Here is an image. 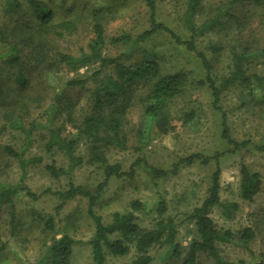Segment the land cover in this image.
<instances>
[{
  "label": "rangeland",
  "instance_id": "rangeland-1",
  "mask_svg": "<svg viewBox=\"0 0 264 264\" xmlns=\"http://www.w3.org/2000/svg\"><path fill=\"white\" fill-rule=\"evenodd\" d=\"M4 1L0 0V30L9 33L6 29L12 27L16 19L27 25L34 24L35 18L27 0H21L22 10L16 16L3 11ZM40 1L45 2L53 12L55 20H74V30L64 33L56 41L49 42L59 50L75 56L90 51L89 45L94 34L89 12L99 6L105 35L103 54L121 55L122 61L127 64L139 60L140 53L135 45L113 39L121 35L134 39L148 28V9L143 0ZM186 2L187 0H155L156 18L183 37L189 36L182 17ZM215 17H219L220 24L197 35L195 42L210 60L211 73L216 81L219 82L229 74L234 54L243 51L248 54L244 60L245 75L250 78L255 74L263 76L264 3L232 4L230 0H201L195 23L199 25ZM4 38L6 42L10 39L8 35ZM4 38H0V52L7 46ZM138 44L156 52L162 73L182 70L187 73V80L183 92L169 102L171 127L164 134L158 132L155 126L147 127L144 124L141 107L137 101H133L127 109L123 129L127 137L126 148L100 145L109 162L118 163L122 170H128L136 156L141 155L149 164L170 168L172 163L191 153L212 155L224 151L218 162L219 199L221 202L235 203L237 207L228 217L222 214L219 205H214L209 210L208 214L216 227L230 229L234 235L230 241L218 242L217 248L229 264H264V257L261 260L258 257L264 252V150L255 147L264 145V104H259L254 93L251 94L248 88L237 83L222 92L221 111L225 113L230 136L236 141L249 142L246 147L233 149L220 135L221 111L212 106L210 91L202 82L205 71L196 54L176 43L165 33L153 34ZM217 45L222 49L213 51L211 47ZM1 60L0 89L7 96L12 90L14 93L20 91L21 97H17V100L27 102L28 107L21 108L18 103L20 111L17 104L0 105V190L10 186H27L36 193L46 189L50 191L43 193L36 200L16 203L17 225L13 235L9 234L11 227L8 208L2 207L0 235H3L7 242H0V264H50L46 256L47 247L62 235L73 239L70 264H93L89 241L94 233V223L87 214V199L76 196L62 200L52 192L65 190L70 182L92 191L104 178L102 167L89 160V143L86 138L80 137L77 128L68 122L59 121L57 123L62 124L63 136H78L74 153L82 156L83 161L67 174L51 175L45 166L54 164L56 167L67 168V157L59 149H45V128L36 127L29 133V137H26L19 124L27 128L31 122L44 120L42 110L49 99L30 101L28 95L50 97L53 92L51 85L60 86L70 78L89 77L98 64L90 63L77 69L60 66L49 76L29 69L26 65L28 82L22 87L13 80V70ZM94 85L95 81L89 78L85 87H69L64 90V94L76 99L79 104H85ZM140 92H144V88ZM4 145L21 151L24 159H38L21 167L15 158L3 151ZM241 165L259 174L260 189L251 200L240 197ZM214 168V161L204 164L195 160L190 164L180 165L175 173L157 178L143 166H136L132 177L109 178L93 209L105 224L111 221L113 212L132 211L135 222L147 230L154 228L155 222L160 219L176 217L181 220L185 213L199 206L207 196ZM159 196L165 201L163 214L130 208L131 201L135 199L152 202ZM247 226L253 229L255 236L243 246L238 242L237 235ZM108 237L113 239L118 237V234ZM196 237L194 222L182 221L175 234V241L180 245L179 255L172 254L167 244L157 243L148 249L152 263L181 264L189 242ZM102 249L104 264H127L137 255L134 247H130L124 255H113L104 245ZM196 264H212V261L201 253Z\"/></svg>",
  "mask_w": 264,
  "mask_h": 264
},
{
  "label": "trees",
  "instance_id": "trees-1",
  "mask_svg": "<svg viewBox=\"0 0 264 264\" xmlns=\"http://www.w3.org/2000/svg\"><path fill=\"white\" fill-rule=\"evenodd\" d=\"M149 15V26L143 30L136 38L132 39L128 35H121L113 41H124L135 45L140 53L139 60L132 63H124L121 55L107 56L103 54L102 47L105 43L104 27L100 7L96 6L89 12L92 21L94 38L89 45L90 51L82 52L75 56L59 50L54 44L49 42L56 41L66 32L75 29L74 20L71 18L55 20L53 12L47 7L45 2L40 0H27L35 18L34 24L27 25L25 22L14 20L12 27L7 28L9 33L0 30V38L8 35L5 39V50L0 52V59L10 69L13 70L12 77L18 85L25 87L28 79L26 77V65L42 75L53 74L58 67L67 66L69 69H77L90 63H97L98 66L90 76L70 78L60 86L51 85L53 90L50 97H36L28 95L29 100L43 101L45 98L49 102L44 105L42 113L44 120L31 122L27 128L20 126V129L29 137V133L36 127L45 128L47 139L45 149L53 148L61 150L68 159L67 168L56 167L54 164H47V171L57 176L60 173H69L74 167L82 163L83 158L74 153L77 145L78 136L67 138L62 135V124L57 122H68L75 126L80 137L86 138L89 143V160L98 164L103 170V180L99 182L94 190H87L80 184L70 182L65 190L52 192L62 200L72 199L76 196H83L88 201L87 214L94 223V233L89 243L91 245L93 264H104L105 258L103 245L113 255H124L128 253L130 247H134L137 255L127 264H156L152 263L148 249L157 243H165L170 247L172 254L178 256L180 245L175 241L177 227L184 220L193 221L195 224L196 238L189 242L181 264H196L199 254H205L212 264H229L221 255L217 248L218 242H227L233 238L230 229H219L209 216V210L214 205H219L222 214L226 217L236 209L237 204L232 202H221L219 199V158L224 151L216 152L212 155L201 153H191L179 158L172 163L170 168L157 167L149 164L144 156L138 155L132 161L128 170H122L118 163H110L105 152L100 145L125 149L127 137L123 132L126 123L127 109L133 101H137L141 107V116L147 127L155 126L158 132L166 133L171 127V114L168 110L169 102L183 92L184 84L187 80V73L179 70L176 72L162 73L158 56L152 49L141 47L138 42L152 36L153 34L165 33L176 43L183 45L186 49L194 52L200 59L205 71L202 81L210 91L211 103L215 110L221 111L220 98L223 91L229 86L237 85L248 88L251 94L256 95L259 104H264V75L250 76L245 75L244 60L248 54L246 52L234 54L232 69L229 74L219 82L212 76L211 62L206 54L200 50L195 42L197 35L203 34L220 24L219 17L195 23L196 15L200 9L201 0H187L183 12V21L189 32L188 37H183L165 23L156 18L155 0H143ZM255 3L263 4L264 0H230V3ZM22 10L21 0H5L3 11L6 14L16 16ZM221 10V8H220ZM245 17V16H244ZM4 30V31H6ZM1 39V40H2ZM25 49L26 54H25ZM213 51H219L221 46H212ZM47 71H49L47 73ZM46 76V77H47ZM89 78L95 81L94 87L85 101L79 104L76 99L65 96L64 90L72 87H85ZM144 88V92L140 90ZM255 90V91H254ZM17 97H21L20 91H10L9 96L0 89V105H15L18 107H28L27 102H19ZM28 111V109H27ZM9 122V119L7 118ZM10 123V122H9ZM13 121L11 122L12 125ZM15 123V121H14ZM141 129V127H140ZM141 134V130H140ZM221 137L226 144L232 145L233 149L246 147L248 141H236L230 134L226 124L225 113L221 111ZM258 150H264V145L255 146ZM3 151L15 158L21 167L27 162L35 161L38 158L24 159L23 153L10 145H4ZM198 160L200 163L214 161L215 168L211 174V183L207 196L202 203L193 208L191 212L185 213L181 220L176 217H168L155 222L154 228L145 229L135 222V215L132 211L113 212L112 219L105 224L101 217L95 213L93 206L102 193L107 181L112 176L132 177L136 166H143L154 177H163L168 173H175L180 165L190 164ZM240 197L244 200H251L260 189V178L257 172L250 171L245 165L240 167ZM32 191L27 186L6 187L0 190V211L3 206L8 208L10 235L17 225L16 203L36 200L43 193ZM131 210L163 214L165 211V201L159 196L152 202L135 199L130 203ZM118 234V237L109 239V235ZM255 236L253 229L249 226L244 227L238 232V242L246 246ZM0 242L5 244L7 239L0 235ZM73 239L68 235H62L57 240H53L47 247L46 256L50 264H70ZM261 260L264 252L258 255ZM259 260V262H261ZM244 264V263H242ZM247 264V263H246Z\"/></svg>",
  "mask_w": 264,
  "mask_h": 264
}]
</instances>
